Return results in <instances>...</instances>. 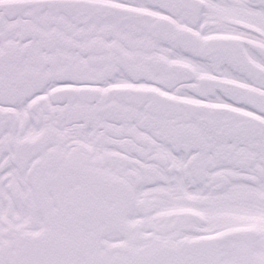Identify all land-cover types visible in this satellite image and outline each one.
I'll return each mask as SVG.
<instances>
[{
	"label": "snow or ice",
	"instance_id": "6c2138e0",
	"mask_svg": "<svg viewBox=\"0 0 264 264\" xmlns=\"http://www.w3.org/2000/svg\"><path fill=\"white\" fill-rule=\"evenodd\" d=\"M0 264H264V0H0Z\"/></svg>",
	"mask_w": 264,
	"mask_h": 264
}]
</instances>
